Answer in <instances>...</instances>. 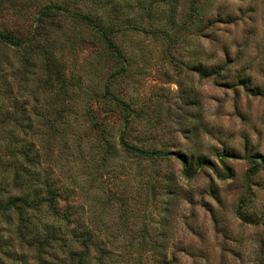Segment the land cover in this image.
<instances>
[{
	"label": "rangeland",
	"instance_id": "rangeland-1",
	"mask_svg": "<svg viewBox=\"0 0 264 264\" xmlns=\"http://www.w3.org/2000/svg\"><path fill=\"white\" fill-rule=\"evenodd\" d=\"M2 1L0 27L15 31L28 29L43 6L59 0ZM71 1V9L88 10L83 0ZM130 2L129 16L147 33L117 38L129 63L118 90L132 111L124 138L165 155L154 163L116 157L109 167L118 179L108 182L106 169H95L99 138L80 115L89 110L114 142L120 119L82 96L66 116L65 136L55 135L49 146L54 176L66 185L74 181L73 202L91 210L85 222L99 214L96 234L115 240L106 244L113 264H264V0ZM101 53L97 44H76L67 61V75L99 94L111 69ZM35 85L29 76L27 88ZM26 94L19 102L26 99L31 115ZM6 106L0 90V112ZM184 157L203 165L192 164L184 175ZM104 180L109 186L101 193ZM107 194L126 196V211L120 199L105 200ZM141 238L147 245L138 249Z\"/></svg>",
	"mask_w": 264,
	"mask_h": 264
},
{
	"label": "trees",
	"instance_id": "trees-1",
	"mask_svg": "<svg viewBox=\"0 0 264 264\" xmlns=\"http://www.w3.org/2000/svg\"><path fill=\"white\" fill-rule=\"evenodd\" d=\"M83 1L89 4L86 11L71 9V0L50 1L26 30L0 27V58L4 59L0 61V90L7 98L6 109L0 112V264H113L106 244L111 246L115 240L107 242L96 234L99 214L91 223L85 222L83 215L91 210H84L82 205L73 202L75 188L70 184L74 181L68 180L66 185L54 176L49 164L52 162L49 146L55 135L65 136L69 122L66 116L72 114L74 99L84 96L87 104L96 99L107 112L120 119L114 142L108 129L89 110L80 115L90 122L99 138L100 142L93 146L94 155L100 160L95 169H106L108 182L118 179L115 169L109 167L116 157L154 163L165 155L154 149L137 148L124 138L129 135L127 128L130 129L132 111L118 97L119 83L127 76L129 63L117 38L126 32L145 34L147 30L129 16L130 0ZM2 2L0 11L4 10ZM97 6L99 10L104 6L107 9L98 13ZM72 26H79L85 36L73 32ZM76 44L99 45L104 63L110 66L101 94L83 87L79 77L67 75L68 57ZM15 62L21 66L16 67ZM31 75L36 77V85L28 89ZM26 92L33 101L31 115L26 114V99L19 102ZM41 144L45 145L43 150ZM182 161L183 174L187 176L192 164L203 165V161L192 157L190 161L185 157ZM107 184L106 180L98 183L101 193ZM154 186L155 183H150L147 190L154 193ZM104 198L110 203L120 199L111 194ZM126 199V196L120 199L124 212ZM149 242L158 246L155 240ZM146 245V239L141 238L136 248Z\"/></svg>",
	"mask_w": 264,
	"mask_h": 264
}]
</instances>
